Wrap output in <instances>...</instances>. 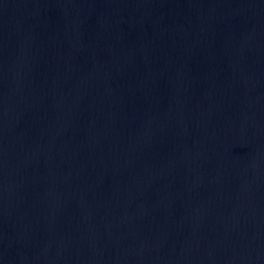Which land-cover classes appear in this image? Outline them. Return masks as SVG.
<instances>
[{"label": "water", "instance_id": "1", "mask_svg": "<svg viewBox=\"0 0 264 264\" xmlns=\"http://www.w3.org/2000/svg\"><path fill=\"white\" fill-rule=\"evenodd\" d=\"M264 230V0H0V264Z\"/></svg>", "mask_w": 264, "mask_h": 264}]
</instances>
